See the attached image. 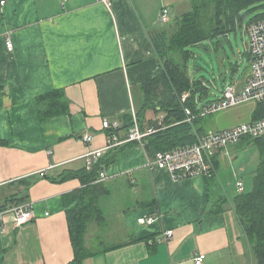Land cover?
Wrapping results in <instances>:
<instances>
[{
    "label": "crops",
    "instance_id": "crops-1",
    "mask_svg": "<svg viewBox=\"0 0 264 264\" xmlns=\"http://www.w3.org/2000/svg\"><path fill=\"white\" fill-rule=\"evenodd\" d=\"M0 2V208L15 195L33 210L32 220L20 226L11 213L3 215L0 264H68L74 253L66 197L83 184L78 177L54 180L83 172L88 152L104 148L110 131L103 121L120 128L123 115L140 110L141 86L163 73L149 31L163 26V8L171 20L190 11L192 0ZM54 90L63 92L68 112L42 123L36 99ZM256 106L246 108L248 118L237 124L252 121ZM86 135L93 138L89 144ZM103 171L108 194L97 205L102 213L100 203L112 194L107 185L121 193L119 202L129 209L120 218L127 238L107 246L98 241L103 247L93 251L100 253L82 264H194L200 254L202 264H255L231 203L234 194L217 172L173 180L165 170L145 168L137 145L121 150ZM210 210L219 212L206 215ZM142 216L155 222L137 224ZM105 221L102 213L88 225V236ZM165 231L172 237L159 242Z\"/></svg>",
    "mask_w": 264,
    "mask_h": 264
},
{
    "label": "trees",
    "instance_id": "trees-1",
    "mask_svg": "<svg viewBox=\"0 0 264 264\" xmlns=\"http://www.w3.org/2000/svg\"><path fill=\"white\" fill-rule=\"evenodd\" d=\"M263 1L192 0L190 11L172 18L173 21L169 20L162 27L149 31L152 48L163 70L160 77L152 78L141 86L143 102L140 110H135L142 132L146 130L143 120H145L144 112L147 109L152 108L156 112H161L162 115L160 118L157 117L146 122L147 128L154 129V132L143 140L144 151L149 157L158 152L194 144L209 131L208 128L202 126L204 117L197 116L192 122L185 121L184 110L186 108H189L193 115H198L199 104L207 105L215 102L220 95V93L218 95L210 93L208 81L190 76L187 63L195 59V55L190 49L203 46L204 43H213L215 39L227 37L230 33L235 32L237 24L240 25L242 22V13L250 11L254 4ZM210 6L214 8L213 15L209 17L206 11ZM263 18L264 14L256 16L248 25ZM171 21L172 25H169ZM218 45H214V48H217ZM236 68L237 65H230L231 74L236 72ZM247 76L248 74L245 75V80ZM220 81L223 89L225 79ZM184 94H187L185 101L182 100ZM36 103L42 123L68 112V102L63 92L59 90L39 96ZM263 117L264 103L256 106L251 120H259ZM122 119V126L109 130V137L116 136L119 140L127 138L133 125L132 113L123 115ZM120 131L125 132L123 138L118 137ZM250 144H254L258 151V164L253 177L252 189L247 193L242 191L234 195L231 203L242 227L243 240L248 246L250 257L255 264H264V137L243 138L235 146L243 148ZM132 145L138 146L136 142H130L108 150L89 171L84 169L78 174L63 172L54 180L63 182L78 177L83 184L81 189L66 197V213L74 253L72 262L68 264H82L85 259L100 253L89 249L86 242L88 225L102 218L97 202L100 197L108 194L103 183H96V181L100 172L117 160L119 152ZM232 147L234 149V146ZM218 164L219 155L214 159L212 174L217 172ZM205 178L207 179L209 176ZM24 200L25 198L13 195L7 199L0 210L22 205ZM222 203L225 201L223 200ZM216 212L219 210H210L206 215ZM144 240H134L130 243ZM127 244L110 246L107 250L117 249Z\"/></svg>",
    "mask_w": 264,
    "mask_h": 264
},
{
    "label": "built area",
    "instance_id": "built-area-1",
    "mask_svg": "<svg viewBox=\"0 0 264 264\" xmlns=\"http://www.w3.org/2000/svg\"><path fill=\"white\" fill-rule=\"evenodd\" d=\"M3 5V2H0ZM169 21V10L163 8L159 16L161 25ZM249 36L246 44L249 74L239 89H235V84L225 85L220 92L219 99L207 105L199 104L198 115H193L189 108H186V122H192L197 116L205 117L214 113L227 111L245 103H252L255 106L264 103V18L249 24L246 27ZM6 51L10 52L13 45L10 40H6ZM187 94L183 95V101ZM132 113V127L127 138L119 140L116 136L110 137L104 148L96 151H89L86 157L85 170L91 167L108 151L121 145L136 142L144 150L143 140L146 136L154 132L153 128L141 131L134 110ZM105 130L117 128V124L103 121ZM264 137V117L259 120L243 122L231 128L219 131H208L197 142L174 148L170 151L158 152L149 157L145 152V168L148 170L159 169L167 171L173 180H183L194 176H211L213 172L214 159L222 153L228 155V149L235 146L243 138ZM93 140L92 136L86 135L83 141L87 144ZM219 154H218V153ZM107 179L104 171H101L96 183H102ZM238 192H242L243 187L240 182L236 183ZM5 213H11L17 226L27 224L33 218L31 205L22 204L0 210V222ZM137 224L143 226L152 225L155 222L153 216H142L137 219ZM172 237V231L163 232L158 238L159 242H167ZM205 255L200 254L194 258V264H202Z\"/></svg>",
    "mask_w": 264,
    "mask_h": 264
},
{
    "label": "rangeland",
    "instance_id": "rangeland-1",
    "mask_svg": "<svg viewBox=\"0 0 264 264\" xmlns=\"http://www.w3.org/2000/svg\"><path fill=\"white\" fill-rule=\"evenodd\" d=\"M213 8L214 7L210 6V8L207 9V16L210 17L213 15ZM263 14L264 1L254 4L250 11L242 13V22L240 25L239 23L237 24L235 32L230 33L227 37L215 39L213 43H204L203 46L190 49L193 55H195V59L187 63L190 76L208 81L210 93L215 95H218L222 90L221 87L223 85L221 84V79H225V85L233 83L235 84V89H239L245 80V75L249 74V61L246 48L249 36L246 26L256 16H261ZM172 21L169 25H172ZM214 45H218V47L214 48ZM230 65H237L236 72L233 74H231L229 70ZM250 105L252 106V103H245L227 111L207 115L202 119V126L210 130L229 128L248 118L246 108ZM156 117L160 118L161 112H156L152 108L144 112V119L146 122ZM227 151L228 155L222 153L219 156L217 168L218 180H221V183L227 186L231 194L236 195L240 193L236 190L235 184L237 182L241 183L244 191L243 193L251 191L253 177L258 164V151L256 146H254V144H250L243 148L234 146V149L231 147ZM107 186V188L112 191V194L110 197L103 199V201L101 200L102 202L100 203L103 210V218H105L106 221L101 222L103 225L97 226L96 230H93L89 233V236L88 234L86 236L87 242L89 241L87 245L89 246L91 243V245L94 246H89L91 250L94 248L100 249L103 245L107 246L121 243L126 241L127 238L125 233H121L124 231L120 225V218L123 212L129 211V209L126 208L127 205L122 207L123 204L119 202L121 193L113 191V185ZM114 195L115 197H113ZM128 200H130V196H127V201ZM93 225L94 224H92L91 227ZM98 241L103 245H98Z\"/></svg>",
    "mask_w": 264,
    "mask_h": 264
},
{
    "label": "bare ground",
    "instance_id": "bare-ground-1",
    "mask_svg": "<svg viewBox=\"0 0 264 264\" xmlns=\"http://www.w3.org/2000/svg\"><path fill=\"white\" fill-rule=\"evenodd\" d=\"M247 27V26H246Z\"/></svg>",
    "mask_w": 264,
    "mask_h": 264
}]
</instances>
